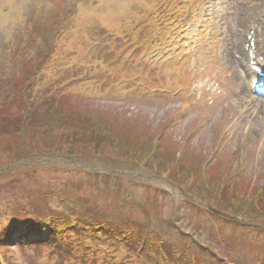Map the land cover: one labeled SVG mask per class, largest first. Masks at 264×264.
I'll list each match as a JSON object with an SVG mask.
<instances>
[{"label": "rangeland", "instance_id": "obj_1", "mask_svg": "<svg viewBox=\"0 0 264 264\" xmlns=\"http://www.w3.org/2000/svg\"><path fill=\"white\" fill-rule=\"evenodd\" d=\"M187 2L182 18L189 26L192 17L201 16V0ZM101 3L104 7L98 9ZM161 3L162 0H0V111L22 116L29 109L23 120L28 128L32 116L39 122H56L48 113L55 115L53 110L60 108L62 112L57 116H66L63 111H69L77 119L75 125H88L87 132L94 138L98 131L106 134L103 129L114 131V137H119V143L107 138L108 142L98 149L94 143L79 139L80 156L42 155L50 162L18 164L5 176L8 162L2 161L0 155V221L24 215L26 212H16L24 207L33 215L87 213L108 217L121 226L139 225L153 235L163 233L168 236L165 247L171 250L181 243L182 250L191 255L187 260H194V264H209L210 260V264H264V190L255 195L257 189L264 187V104L251 99L241 79L236 78L230 50L227 54L222 52L223 58L216 60L209 71L220 88L205 90V99L195 104L169 93L133 91L129 85L133 80L140 89H151L159 82V74H148L146 67L152 69L153 64L146 65L143 56L130 59L139 65L135 69L133 63H121L117 57L118 52H126L133 45L136 50H150L158 43L146 34L156 36L157 20L158 29L164 23L161 20L165 15L158 19L161 11H167L162 10L165 6ZM219 5L227 32L236 8H243L246 21L239 19L241 41L254 22V18L247 21L246 15L264 10L263 0H223ZM62 22L66 23L63 28L59 24ZM49 54L58 60L52 69L48 64L43 66ZM176 60L187 62L178 57ZM190 68L188 59L187 67L174 70L175 85L168 82L166 87L177 85L183 92L190 90L195 75ZM166 77L174 76L166 72ZM28 87L32 88L24 94ZM188 105H192L190 109ZM10 121L0 118V131ZM52 131L58 139L57 131ZM227 140L225 149H219ZM48 142L44 147L50 146L51 140ZM156 142L160 143L157 156L133 155V149L125 146L132 143L143 154L145 145ZM243 147L251 157L246 171L238 177L239 190L235 189L234 194L215 191V198L208 201L200 196L201 191L211 194V184L208 177L197 174L204 188L198 182L193 185V165L201 167L217 158L216 165L221 161L225 169L233 163V171L238 172L237 156ZM258 148L262 149L259 155ZM64 149L65 153V144ZM142 156L141 164L138 160ZM163 156L165 161H182V170L175 180L168 174L176 164L172 161V165L167 162L171 166L163 165ZM151 159L153 163L147 165ZM158 167L164 168L165 173ZM203 172L209 177L222 174L215 173L213 165ZM213 180L216 185L221 181L218 177ZM222 193L226 196H220ZM62 197L67 200L60 202ZM14 204L19 205L14 208ZM208 206H217L225 213L216 214ZM242 208L247 212L243 218L230 216L229 212ZM132 244L136 243L129 245ZM4 245L6 257H2V262L6 264L19 262L22 254L29 264H66L70 258L54 249L55 238L50 247L23 246L18 240ZM110 248L122 253L130 251L116 243ZM146 257L154 260L151 255ZM76 260L80 263L85 259Z\"/></svg>", "mask_w": 264, "mask_h": 264}, {"label": "trees", "instance_id": "obj_2", "mask_svg": "<svg viewBox=\"0 0 264 264\" xmlns=\"http://www.w3.org/2000/svg\"><path fill=\"white\" fill-rule=\"evenodd\" d=\"M51 106V105H49ZM48 106V107H49ZM58 110V111H57ZM53 110L56 114L54 115L53 113H48L49 115H53L56 118V122L51 121L50 123L48 120L46 122H39L33 119V117L30 119V125L29 127L26 128L24 127L23 120L27 117V113H23L22 116L23 119L21 118L22 116L19 115H11L9 113L0 114V118H5L6 120L11 119L9 122L10 125L6 129H2L0 131V136H1V141H0V155H1V160H5L6 158H10L11 160H16L18 163L22 160L24 163H35V162H43V158L41 157L42 155H48L52 154L54 155L55 153L59 152H64V144L66 143L69 145L67 148V151L69 154L72 153H78L77 148H78V143L80 141L82 142H90L95 141L97 144V148L102 144L103 141L106 140V135L101 134V132L98 131L96 134V138H94L92 135H90L89 140L83 135L81 132V126L83 129H89L88 125L82 124L81 126H76L75 122L77 119H74L72 117L71 113L67 110H64L63 112L66 114V116H57V113L61 114V109ZM74 115L78 116V112H75ZM91 126V125H90ZM39 127H42V129H38ZM53 129H55L58 133V139H56L55 133H53ZM107 130L103 129V133H106ZM115 134V132L113 131ZM115 135L114 139H118ZM80 139V141H79ZM96 139V140H95ZM104 139V140H103ZM49 140H51V144L49 147H44V145L49 144ZM118 142V140H116ZM126 141V140H123ZM44 142V143H43ZM139 142V141H138ZM42 143V146L40 147L39 144ZM119 143V142H118ZM95 144V143H94ZM151 146V143H148V145H145L143 149V155L145 156L149 151V149H146L148 146ZM129 147V149H133L131 152L132 154L134 153L135 155L141 154L140 151L135 150L133 147V144H127L125 145ZM39 147V148H38ZM48 148V149H47ZM146 149V150H145ZM145 150V151H144ZM57 151V152H56ZM133 154V155H134ZM27 158V159H24ZM36 160V161H34ZM176 164L173 166L171 172L169 173V176L172 180H175L174 177L176 175H180V172L182 170L183 164L182 161L175 163L174 160H170V163ZM148 162V161H147ZM165 164H167L166 161H164ZM169 165V164H167ZM169 165V166H171ZM177 167V169H176ZM181 167V168H180ZM175 173V174H174ZM201 174L200 172H194V177L191 179L194 180L192 183L195 186L198 182L199 186L204 188L203 183H199V180H197L198 175ZM202 175V174H201ZM207 179L208 177V183L213 184V179L215 178L214 175L209 176H202ZM215 185V183H214ZM216 187L219 188V185H216ZM190 188H188L189 190ZM227 189V187L223 188L222 190ZM197 191V190H196ZM192 192V191H191ZM195 192V191H193ZM212 192V190H211ZM198 195L200 194L199 192H196ZM213 193V192H212ZM204 194V193H203ZM210 196V195H209ZM211 197V196H210ZM239 214L242 216L244 214H247V212L244 211H239ZM113 228L108 229L106 232L109 235L119 237L123 236V231H119V226L115 224H111ZM124 229V228H122ZM141 228L137 229L134 228L132 231L134 233H138L136 236H141ZM126 230V229H124ZM119 239V238H116ZM151 242H154V245H157L158 241L155 237L150 238ZM204 254H198L196 256H202ZM195 256V255H194ZM199 258V257H198ZM102 262H107L106 258L101 259ZM204 260V259H203Z\"/></svg>", "mask_w": 264, "mask_h": 264}, {"label": "clouds", "instance_id": "obj_3", "mask_svg": "<svg viewBox=\"0 0 264 264\" xmlns=\"http://www.w3.org/2000/svg\"><path fill=\"white\" fill-rule=\"evenodd\" d=\"M103 7H104V4L103 3L97 5V8L98 9L103 8ZM101 18H103V14L102 13H101Z\"/></svg>", "mask_w": 264, "mask_h": 264}]
</instances>
